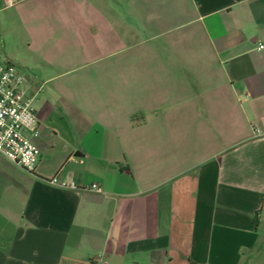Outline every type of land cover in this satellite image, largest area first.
I'll list each match as a JSON object with an SVG mask.
<instances>
[{
	"label": "crops",
	"instance_id": "crops-1",
	"mask_svg": "<svg viewBox=\"0 0 264 264\" xmlns=\"http://www.w3.org/2000/svg\"><path fill=\"white\" fill-rule=\"evenodd\" d=\"M74 5L38 20L89 60L17 67L41 158L0 155V264H264V0Z\"/></svg>",
	"mask_w": 264,
	"mask_h": 264
},
{
	"label": "rangeland",
	"instance_id": "rangeland-1",
	"mask_svg": "<svg viewBox=\"0 0 264 264\" xmlns=\"http://www.w3.org/2000/svg\"><path fill=\"white\" fill-rule=\"evenodd\" d=\"M76 2L77 0H0V50L3 60L25 71L30 67L43 78L60 75L61 72L47 65L45 59H57L67 49L78 58L75 66H81L88 61L89 56L80 49L67 46L68 39L65 33L52 31L51 26L41 24L38 20L58 15L64 17L95 15V10L91 7L77 9L74 5ZM56 5L64 8L59 12L54 8ZM77 75L75 72L68 78Z\"/></svg>",
	"mask_w": 264,
	"mask_h": 264
},
{
	"label": "built area",
	"instance_id": "built-area-1",
	"mask_svg": "<svg viewBox=\"0 0 264 264\" xmlns=\"http://www.w3.org/2000/svg\"><path fill=\"white\" fill-rule=\"evenodd\" d=\"M264 49V46H260ZM34 99L26 88V80L18 68L3 60L0 50V155L29 173L36 171L41 151L27 133L38 137V117ZM52 184L74 191L80 190L74 182L60 183L53 178ZM91 191L101 193L94 184Z\"/></svg>",
	"mask_w": 264,
	"mask_h": 264
}]
</instances>
